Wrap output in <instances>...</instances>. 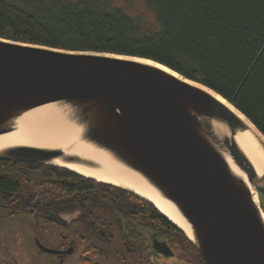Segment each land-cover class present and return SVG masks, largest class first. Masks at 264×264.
Returning a JSON list of instances; mask_svg holds the SVG:
<instances>
[{
	"label": "water",
	"instance_id": "1",
	"mask_svg": "<svg viewBox=\"0 0 264 264\" xmlns=\"http://www.w3.org/2000/svg\"><path fill=\"white\" fill-rule=\"evenodd\" d=\"M210 90L136 56L0 37V134L13 130L25 111L59 103L83 127L85 139L109 150L175 204L191 225L194 237L187 236L206 264H264V174L235 139L248 125ZM215 122L227 130L220 131ZM227 155L248 181L234 171ZM56 158L100 167L60 148L14 145L0 150L2 160L68 168L53 162ZM105 183L153 204L128 186ZM49 218L65 221L55 212ZM169 250L168 242L161 241V251Z\"/></svg>",
	"mask_w": 264,
	"mask_h": 264
},
{
	"label": "trees",
	"instance_id": "2",
	"mask_svg": "<svg viewBox=\"0 0 264 264\" xmlns=\"http://www.w3.org/2000/svg\"><path fill=\"white\" fill-rule=\"evenodd\" d=\"M146 2L158 28L109 0H0V37L161 62L220 93L264 134V0ZM35 179L50 209L80 207L91 218L100 211L112 218L104 222L126 216L173 224L131 191L44 163L0 159V202L30 214L41 202L28 191Z\"/></svg>",
	"mask_w": 264,
	"mask_h": 264
},
{
	"label": "flooded vegetation",
	"instance_id": "3",
	"mask_svg": "<svg viewBox=\"0 0 264 264\" xmlns=\"http://www.w3.org/2000/svg\"><path fill=\"white\" fill-rule=\"evenodd\" d=\"M51 204V201L36 202L31 208L33 220L29 226L32 229L29 239L34 246V252L28 258L31 264L41 261L45 253L53 255L57 264H71L68 257L80 252L82 246L81 255L74 264H206L197 247L194 251L186 245L182 229L173 222L148 223L126 216L117 217V222H89L87 220L91 217H87L83 208L62 206L55 210L50 209ZM53 212L62 215L65 221L49 218ZM17 214L18 210L0 202V219L7 215L8 218L16 217ZM5 228L0 226V264L8 258L17 262L15 254L6 249L9 241ZM14 236L21 239L20 233L15 232ZM164 240L172 249L169 253L161 251V241ZM41 244L60 252H47L40 247ZM104 247H110L113 254H105Z\"/></svg>",
	"mask_w": 264,
	"mask_h": 264
},
{
	"label": "bare ground",
	"instance_id": "4",
	"mask_svg": "<svg viewBox=\"0 0 264 264\" xmlns=\"http://www.w3.org/2000/svg\"><path fill=\"white\" fill-rule=\"evenodd\" d=\"M141 61H151L180 76L168 66L149 59L137 57ZM218 98L229 105L246 122L248 128L238 130L235 139L248 155L260 175L264 174V135L256 125L226 98L210 90ZM67 107L53 102L31 108L15 119V128L0 134V150L14 145H36L63 149L66 154H77L94 160L100 166L91 168L78 163L64 162L56 158L53 162L66 166L79 174L99 181L128 186L144 198L151 201L172 222L181 227L191 238V225L181 215L177 207L169 199L162 196L158 189L152 186L138 171L119 160L109 150L84 138L83 127L71 119ZM220 130H227L222 123L215 122ZM228 161L235 172L247 181V175L239 168L233 159L227 155ZM256 201H259L256 190L252 188Z\"/></svg>",
	"mask_w": 264,
	"mask_h": 264
},
{
	"label": "rangeland",
	"instance_id": "5",
	"mask_svg": "<svg viewBox=\"0 0 264 264\" xmlns=\"http://www.w3.org/2000/svg\"><path fill=\"white\" fill-rule=\"evenodd\" d=\"M109 3L111 5H119L124 7L130 15L139 17L141 20L145 22L146 25L153 28L155 27L158 28L156 13L154 10L148 7L146 0H109ZM39 182L40 181L38 179H35V181L29 183L28 191L36 192V194L39 195L38 199L36 200L44 202L45 200L42 198H44L45 197L44 195H46L47 193L45 192V190L40 188L41 185L39 184ZM7 216H5V218L0 219V226L2 227V229H4V226H6L5 228L6 238H7V242L9 241V244H7L6 249L15 254V258L17 262H14L13 259L8 258L3 261V264H10V263L31 264L29 259L34 252V246L31 244V241L29 239L30 233L32 232V229L29 226L32 223L33 217L31 214L27 212H19V214H17L16 217L11 216L10 218H8ZM104 219L109 220L112 218H109L107 215L100 213V211H98L96 214L94 213V216L88 219L87 221L104 222ZM14 225L17 226L16 229L14 228L15 227ZM15 232L20 233L21 239H18L17 236H14ZM118 245L119 244L116 242L117 247ZM82 249L83 246L80 248V252L68 257L71 258L69 259L71 264H74L78 261V257L81 255ZM103 249L105 251V254H113V251L111 250L110 247L109 248L104 247ZM8 253L9 252L7 251L6 254L8 255ZM40 260L41 261H38L37 264H52V261H54V264H57V260L51 254L45 253ZM93 260H96V257L93 258ZM107 263L109 262L107 261Z\"/></svg>",
	"mask_w": 264,
	"mask_h": 264
},
{
	"label": "snow or ice",
	"instance_id": "6",
	"mask_svg": "<svg viewBox=\"0 0 264 264\" xmlns=\"http://www.w3.org/2000/svg\"><path fill=\"white\" fill-rule=\"evenodd\" d=\"M144 63H148V64H150V63H152L151 61H144ZM157 67H160V65H157Z\"/></svg>",
	"mask_w": 264,
	"mask_h": 264
}]
</instances>
